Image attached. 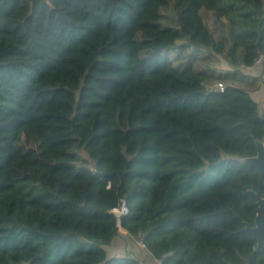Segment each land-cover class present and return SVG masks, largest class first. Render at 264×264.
I'll use <instances>...</instances> for the list:
<instances>
[{"label": "trees", "instance_id": "1", "mask_svg": "<svg viewBox=\"0 0 264 264\" xmlns=\"http://www.w3.org/2000/svg\"><path fill=\"white\" fill-rule=\"evenodd\" d=\"M258 66L264 0H0V264H139L120 227L160 264H264Z\"/></svg>", "mask_w": 264, "mask_h": 264}, {"label": "water", "instance_id": "2", "mask_svg": "<svg viewBox=\"0 0 264 264\" xmlns=\"http://www.w3.org/2000/svg\"><path fill=\"white\" fill-rule=\"evenodd\" d=\"M259 116L264 122V98L258 103ZM255 144L257 147V153L250 157H237L235 160L242 165L256 168L260 174L261 180L264 186V138L262 140L256 139ZM253 193L257 197V213L255 217V223L252 226L246 223L245 230L250 232L257 243V248L264 247V196H261L258 192L253 190ZM120 219L123 215H116Z\"/></svg>", "mask_w": 264, "mask_h": 264}, {"label": "rangeland", "instance_id": "3", "mask_svg": "<svg viewBox=\"0 0 264 264\" xmlns=\"http://www.w3.org/2000/svg\"><path fill=\"white\" fill-rule=\"evenodd\" d=\"M212 16H213L212 14H206V20L209 21L210 24H212V21H213ZM216 57L217 58H215V59L212 60V63H213L214 66H216L218 68H226L228 66L227 65V61L222 56L219 55V56H216ZM243 72L244 73H247V74H250L252 76H255L258 79V82H259L258 87H257V90H255V91L252 92V97L256 101H258V103H259L260 100L264 98V75L261 74L260 68L257 69V67L256 68H252V69H245V68H243ZM114 213L117 214V212H115V211H114ZM134 240L136 242L135 245L138 247L137 248L138 251H140V248H142V247L144 248L142 239L134 238ZM123 243H124L126 249L124 247L120 248V250H121L120 252H122L121 254L119 253L120 254L119 255L120 257H125L124 256V252H123L124 249H125V251H127V253H129V249H132V247H129L128 246V242L126 240ZM138 251H136V253ZM140 252H138V256L140 254L139 258L142 260V263L143 264H149V262L153 261V260H151V256L147 252H146V254L143 253V252H141V253ZM153 262L151 264H156L155 263L156 261L154 263Z\"/></svg>", "mask_w": 264, "mask_h": 264}, {"label": "crops", "instance_id": "4", "mask_svg": "<svg viewBox=\"0 0 264 264\" xmlns=\"http://www.w3.org/2000/svg\"><path fill=\"white\" fill-rule=\"evenodd\" d=\"M257 69H259V67H257ZM135 237L131 236L130 234H128V232L123 229L122 227L119 228V231H118V236L114 239V241L112 242V244L110 246H106L105 249L107 251V254L109 257H120L119 255L122 253L120 252V248L124 247L125 248V245H124V241L126 240L128 242V246L129 247H132V249H129V253H127V251H125L124 249V256H128V257H131V258H134V259H137L139 261V264H143L142 263V260L139 258L138 256V252H143L146 254V252L151 256V260H153L156 264H160V261L154 259L152 257V255L148 252V250L146 249V247L144 246V248H140V251L137 250V246L135 245V240H134ZM136 251H138L136 253ZM140 252V253H141ZM120 253V254H119ZM147 256V255H146ZM148 257V256H147ZM153 261L149 262V264H151ZM153 262V263H154Z\"/></svg>", "mask_w": 264, "mask_h": 264}, {"label": "built area", "instance_id": "5", "mask_svg": "<svg viewBox=\"0 0 264 264\" xmlns=\"http://www.w3.org/2000/svg\"><path fill=\"white\" fill-rule=\"evenodd\" d=\"M259 62V61H258ZM257 62V63H258ZM249 69H252V68H249ZM221 88H223V86H222V84H220L219 85ZM115 212H117V214H119V215H124V214H126L127 212H128V208H127V206H126V203H125V201H122V203H121V207L120 208H118V209H115L114 210ZM116 214V213H115ZM116 214V215H117ZM245 264H248V263H245Z\"/></svg>", "mask_w": 264, "mask_h": 264}]
</instances>
